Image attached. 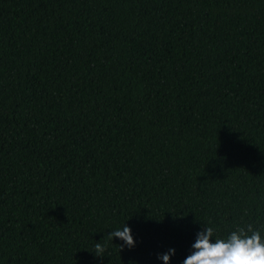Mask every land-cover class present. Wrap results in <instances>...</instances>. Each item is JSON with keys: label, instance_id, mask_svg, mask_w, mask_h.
Listing matches in <instances>:
<instances>
[{"label": "trees", "instance_id": "1", "mask_svg": "<svg viewBox=\"0 0 264 264\" xmlns=\"http://www.w3.org/2000/svg\"><path fill=\"white\" fill-rule=\"evenodd\" d=\"M249 224L264 0H0V264H183Z\"/></svg>", "mask_w": 264, "mask_h": 264}, {"label": "clouds", "instance_id": "2", "mask_svg": "<svg viewBox=\"0 0 264 264\" xmlns=\"http://www.w3.org/2000/svg\"><path fill=\"white\" fill-rule=\"evenodd\" d=\"M214 228L206 226L197 233L195 243L192 245L194 251L189 255L183 264H264V240L261 233L254 230L251 224L246 227H238L231 232L227 238H214ZM107 238L113 241L119 238L124 243L119 246L123 250L126 246L131 249L135 246V241L131 233V228L124 224L118 230L111 231ZM107 251L100 242L94 245V253L98 257H103ZM175 254L174 249H170L158 257L169 264L171 255Z\"/></svg>", "mask_w": 264, "mask_h": 264}]
</instances>
